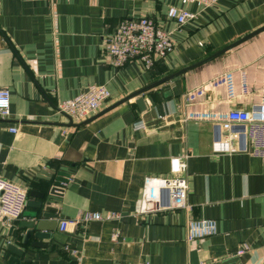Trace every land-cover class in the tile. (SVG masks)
Here are the masks:
<instances>
[{
  "label": "crops",
  "instance_id": "obj_1",
  "mask_svg": "<svg viewBox=\"0 0 264 264\" xmlns=\"http://www.w3.org/2000/svg\"><path fill=\"white\" fill-rule=\"evenodd\" d=\"M170 6L195 16L179 24L166 15ZM142 16L171 34L173 51L149 69L137 61L112 67L103 52L106 35L122 19ZM262 25L264 0L209 7L188 0H0V88L10 93V113L0 117V177L37 201L30 191L51 185L41 172L69 173L51 204L56 218H43L57 223L46 230L49 238L32 233L23 243L26 229L18 224L31 219L32 206L9 224L0 221V264H8L9 243L24 250L18 264H264V159L215 153L209 122L181 120L183 93L225 70H245L251 93L227 101L218 87L205 93L206 107L249 108L259 100L264 30L145 90L143 110L138 96L124 100ZM90 84L106 85L110 97L87 122L68 125L57 103ZM185 151L191 210L138 213L145 175H167L170 157ZM87 210L121 218L58 229L60 219ZM188 217L215 219L216 233L187 243ZM34 241L46 245L32 247Z\"/></svg>",
  "mask_w": 264,
  "mask_h": 264
},
{
  "label": "built area",
  "instance_id": "obj_2",
  "mask_svg": "<svg viewBox=\"0 0 264 264\" xmlns=\"http://www.w3.org/2000/svg\"><path fill=\"white\" fill-rule=\"evenodd\" d=\"M202 7L214 5L218 0H188ZM170 19L183 24L194 18L195 13L170 6L166 13ZM174 48L171 34L149 17H127L108 33L103 42V52L112 67L118 68L130 61L139 62L144 68H151L155 61L169 55ZM222 87L225 99L232 101L238 95L251 93L247 72L239 69L225 70L207 83L185 91L182 104L185 112L182 121H207L213 129V151L219 154L245 153L264 159V63L259 87V100L249 108H213L204 105L207 91ZM110 97V90L104 84H90L77 95L57 103L59 112L69 116L73 123H81L98 112ZM10 113V93L0 88V117ZM16 131L15 128H11ZM188 151L169 159L167 175H145L142 184L138 213L166 211L170 209L191 210L187 202L188 181L186 174ZM27 191L15 183L0 177V221L4 224L18 219L23 212ZM117 211H84L77 217L60 219V231L74 230L79 223L91 220L120 219ZM185 240L187 243L216 233L213 218H191L186 220ZM115 229L112 238L119 236ZM246 247L238 249L242 254Z\"/></svg>",
  "mask_w": 264,
  "mask_h": 264
},
{
  "label": "water",
  "instance_id": "obj_3",
  "mask_svg": "<svg viewBox=\"0 0 264 264\" xmlns=\"http://www.w3.org/2000/svg\"><path fill=\"white\" fill-rule=\"evenodd\" d=\"M264 30V25H262L261 27H258L257 29L251 31L250 33L244 35L243 37L237 39L236 41L230 43L229 45L211 53L210 55L204 57L203 59L188 65L174 73H171L153 83H151L150 85L139 89L138 91L132 93L131 95L125 97L124 100L131 98L133 96H138L135 100L136 104L138 105L140 110H143L145 108L144 105V95H142V93L159 84L162 83L164 81L170 80L173 77L187 71L190 70L200 64H203L215 57H217L218 55L226 52L227 50H229L230 48L234 47L235 45L249 39L250 37L256 35L257 33L261 32ZM68 119V125H72V126H77L80 125L84 122H87L89 120L86 119L85 121L81 122V123H73L70 119L69 116H67ZM41 174H43L44 179L51 182V185L47 188V189H42L40 191H30L29 195L30 196H34L36 198H38L37 201H26V205L32 206L33 208H35V211H33V213L30 215L31 219H29L28 221H21L18 226L21 228H25L26 232L24 233V237H23V243H27L28 238L30 237V235L33 233V236L36 239H43V238H49L50 237V233L46 232L47 229L49 228H54L56 226V221H52V222H46L44 221L43 218H56V208L52 207L51 204L56 202L57 200L60 199V194L63 190L64 184L68 181V177H69V173L63 171V170H59L57 171L56 175H52L50 173H46V172H41ZM35 230L34 232H32V230ZM46 243L44 242H39V241H34L31 243L32 247H41V246H45ZM7 250H8V255H6V259L8 264H11L13 262H15L16 264H18V258H21L24 254V250L17 246L14 243H9L7 245ZM11 254V255H10Z\"/></svg>",
  "mask_w": 264,
  "mask_h": 264
}]
</instances>
